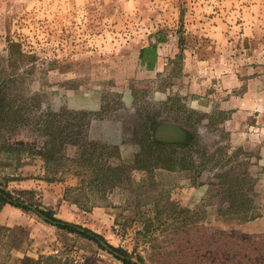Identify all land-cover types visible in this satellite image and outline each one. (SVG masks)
Listing matches in <instances>:
<instances>
[{
	"label": "rangeland",
	"instance_id": "rangeland-1",
	"mask_svg": "<svg viewBox=\"0 0 264 264\" xmlns=\"http://www.w3.org/2000/svg\"><path fill=\"white\" fill-rule=\"evenodd\" d=\"M8 39L33 58L10 62ZM0 107V181L20 201L142 264H264V0H0ZM160 123L186 141L148 150ZM19 139L52 149L55 180L40 154L4 152ZM162 193L190 212L155 218ZM17 208L0 264H124Z\"/></svg>",
	"mask_w": 264,
	"mask_h": 264
},
{
	"label": "trees",
	"instance_id": "trees-1",
	"mask_svg": "<svg viewBox=\"0 0 264 264\" xmlns=\"http://www.w3.org/2000/svg\"><path fill=\"white\" fill-rule=\"evenodd\" d=\"M158 37L160 35V32L158 31L157 33ZM161 40L162 37H159ZM182 39L179 40V44L181 43ZM155 44L154 43H150L149 45L147 46H144L140 49V58H143L145 56V54H149L151 57H153V59H155L156 57V51H155ZM8 59L10 62L16 64L19 60H22L23 59H26V60H31L33 58V55H29L27 53H24L21 49H20V44L16 41H13L12 39H8ZM3 107L1 108L0 107V123L2 122H6V117L4 116L3 114ZM6 141V142H5ZM3 142V145H2V148L4 150V152L10 154V155H20V152H22L23 150H27L28 152H31V153H37V154H40L43 159L45 160V164H46V175L44 177V179L46 181H53L55 180L54 179V176H50L48 174V171H49V162L53 159V152H52V149L49 147V146H46L44 148H39V149H36L34 147H30V144L23 141L22 139H19V140H14V141H7L5 140ZM180 142H163V141H159V140H156L154 139V137H152L151 135H149L147 138H146V148L149 150V148H160V149H169L171 146L175 145V144H179ZM180 145V144H179ZM145 153V150L143 152L140 151V153H138V155H136V158H135V161L136 163H141L142 161L145 160V157L146 155H144ZM148 153V151L146 152ZM145 156V157H144ZM110 170L112 171H116L117 169V166H109L108 167ZM6 178L8 179H12L13 178V175L11 176H7ZM1 179V178H0ZM161 198V202H156L154 204V207H153V215L155 218H160L162 216L163 213L165 212H169V213H176L178 215H186L187 213L190 212V210L188 208H183V207H180L176 202H174L173 200H171L169 198L168 195H165L164 193L160 194ZM8 199H11V200H19L20 199L18 197H14V195L8 191L7 189L3 188L2 186V183L0 181V209L1 207L6 204V203H9V204H12V205H15V206H19V207H22L24 209H27V207L25 206H20L18 204H13L11 201H9ZM251 200V199H250ZM76 202V201H75ZM244 206V207H242ZM38 207V206H37ZM254 207L250 206L248 207V205L246 204V201H241V203L239 205L235 204L234 206L231 207V209H234V211L236 212H243V213H246L247 216L246 218H254L256 216H258L256 213L253 214L252 213V209ZM44 216L48 217L50 220H54V221H58L59 223L56 224L57 227L59 228H63V229H66L67 231L69 232H76L82 236H85L87 238H90V239H93L97 242L96 239H94L93 237H91L89 234H87L86 232H79L77 231L73 226H71L70 224H62L60 223L61 219L55 217V213L53 212L52 209H43V208H37ZM135 210V214H137L139 212V215L141 216L143 214V211L141 212L140 211V207L139 206H136L134 208ZM133 210V211H134ZM228 209L226 210H222L223 212L227 211ZM145 215L143 214V225H144V232L147 231L149 229V227L151 226V220L149 217H144ZM47 221V220H46ZM50 222V221H48ZM64 222V221H63ZM188 225V224H187ZM185 225V226H187ZM86 231H91L90 229H87L85 228ZM94 236L98 237L99 239H102L105 241V239L103 238L102 235H100L99 233H96V232H93L91 231ZM98 243V242H97ZM113 249L117 250L118 252L124 254V255H129V253L120 248V247H115L113 245H110ZM118 258V257H117ZM119 259V258H118ZM138 261H140L141 263H143V259L141 256H138ZM122 260V259H121ZM122 262L124 264H136V263H132L130 262L129 260H125L123 259Z\"/></svg>",
	"mask_w": 264,
	"mask_h": 264
},
{
	"label": "water",
	"instance_id": "water-1",
	"mask_svg": "<svg viewBox=\"0 0 264 264\" xmlns=\"http://www.w3.org/2000/svg\"><path fill=\"white\" fill-rule=\"evenodd\" d=\"M186 136H187L186 132L181 127L174 125L172 123H160V124H158L155 127L154 134H153L154 139L159 140V141H163V142H182ZM8 200L11 201L13 204H18L20 206H25L28 209H31L32 211H34L38 216H40L44 220L50 221L51 223H54V224L59 223L58 221L50 220L48 217L44 216L34 205H31L27 202H23V201H19V200H11V199H8ZM60 223L65 224V222H60ZM67 224H70V223H67ZM70 225L73 226L79 232H86L87 234H89L91 237L96 239L97 242L104 249H106L107 251H109L114 256L118 257L119 259H122V260L125 259V260H129L132 263L142 264L141 262L137 261L136 259H134L128 255H124V254L118 252L117 250L113 249L110 245L106 244L101 239L94 236L93 233L86 231L84 228L79 227V226L74 225V224H70Z\"/></svg>",
	"mask_w": 264,
	"mask_h": 264
},
{
	"label": "crops",
	"instance_id": "crops-1",
	"mask_svg": "<svg viewBox=\"0 0 264 264\" xmlns=\"http://www.w3.org/2000/svg\"><path fill=\"white\" fill-rule=\"evenodd\" d=\"M21 210L12 204L6 203L0 209V224L11 226L16 218L23 217ZM35 257V254H34Z\"/></svg>",
	"mask_w": 264,
	"mask_h": 264
},
{
	"label": "flooded vegetation",
	"instance_id": "flooded-vegetation-1",
	"mask_svg": "<svg viewBox=\"0 0 264 264\" xmlns=\"http://www.w3.org/2000/svg\"><path fill=\"white\" fill-rule=\"evenodd\" d=\"M188 133H187V131H186V135H187ZM186 139H187V137H185V139L183 140V141H186Z\"/></svg>",
	"mask_w": 264,
	"mask_h": 264
}]
</instances>
